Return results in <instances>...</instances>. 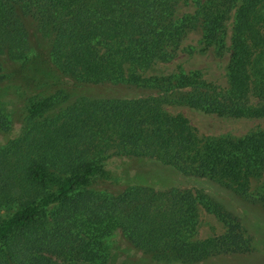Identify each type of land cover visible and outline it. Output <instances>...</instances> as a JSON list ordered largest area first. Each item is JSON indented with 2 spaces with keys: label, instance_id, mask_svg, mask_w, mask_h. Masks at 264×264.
Here are the masks:
<instances>
[{
  "label": "trees",
  "instance_id": "trees-1",
  "mask_svg": "<svg viewBox=\"0 0 264 264\" xmlns=\"http://www.w3.org/2000/svg\"><path fill=\"white\" fill-rule=\"evenodd\" d=\"M182 1L0 0V133L13 130L5 103L21 95L5 68L24 64L30 35L51 73L97 90L28 99L19 134L0 140V264H106L117 232L157 264L254 250L248 229L198 189L94 187L115 183L106 164L119 153L207 178L264 209V129L199 137L164 109L264 117V0H191L193 10L177 15ZM193 29L202 48L229 51L225 87L196 70L144 74ZM199 204L225 233L196 237Z\"/></svg>",
  "mask_w": 264,
  "mask_h": 264
},
{
  "label": "rangeland",
  "instance_id": "rangeland-1",
  "mask_svg": "<svg viewBox=\"0 0 264 264\" xmlns=\"http://www.w3.org/2000/svg\"><path fill=\"white\" fill-rule=\"evenodd\" d=\"M193 10L191 0H183L176 9L177 15ZM30 47L27 60H9L8 67L10 79L20 83L21 95L15 99V104L5 103L8 118L13 130L0 133V140L14 137L19 134V128L24 122V113L28 99L47 96L62 91L69 98L87 94L96 90L95 86H84L73 77L51 73L44 64L43 58L35 57L37 44L40 41L29 36ZM38 40V41H37ZM201 34L197 29L189 31L182 40V44L175 56L165 62H158L144 71L146 75L169 73L182 69L184 71L196 70L201 76L218 86H226V65L229 51L220 53L212 48L204 49ZM41 44V43H40ZM34 59V60H33ZM32 61V62H31ZM7 62V61H6ZM112 84L98 88L99 91L108 92ZM97 91V90H96ZM70 101V100H68ZM164 109L171 114L184 116L199 137L232 136L239 137L249 131L264 129V117H231L207 113L200 109L182 104L164 105ZM111 170L114 184L102 178L97 179L94 187L107 189L109 193H118L129 184L146 185L156 190L189 189L195 192L198 189L202 195L215 200L223 210L229 213L235 222H240L256 241L252 252L236 255H222L194 264H264V209L250 199H245L238 193L227 189L207 178L178 173L173 167L159 162L136 157H125L122 154L111 156L106 164ZM118 177V178H117ZM93 187V188H94ZM198 226L196 237H219L227 230L226 223L215 213L198 205ZM106 264H157L149 256L135 248L121 233L114 234L108 248Z\"/></svg>",
  "mask_w": 264,
  "mask_h": 264
}]
</instances>
